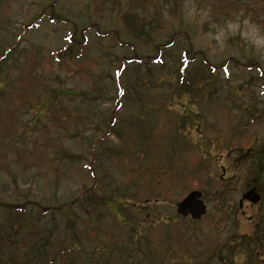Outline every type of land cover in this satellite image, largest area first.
Wrapping results in <instances>:
<instances>
[{
    "label": "rangeland",
    "instance_id": "rangeland-1",
    "mask_svg": "<svg viewBox=\"0 0 264 264\" xmlns=\"http://www.w3.org/2000/svg\"><path fill=\"white\" fill-rule=\"evenodd\" d=\"M128 13L163 27L142 41ZM0 62V264H246L264 247V178L239 207L264 149V0H0ZM195 189L199 221L176 212Z\"/></svg>",
    "mask_w": 264,
    "mask_h": 264
},
{
    "label": "trees",
    "instance_id": "trees-1",
    "mask_svg": "<svg viewBox=\"0 0 264 264\" xmlns=\"http://www.w3.org/2000/svg\"><path fill=\"white\" fill-rule=\"evenodd\" d=\"M170 12H171V15L174 12H176L175 16L178 15V13H179V5H178V3H176L175 6L172 7ZM124 22H125V24L127 26V29L130 31V33H134L136 36H141V40L142 41H149L147 39L150 38V37H153L154 33L157 32L158 28H162L163 27L162 23L164 22V20L163 19H151V20H148L146 18H140L136 14L128 13L124 17ZM155 22L157 24H155ZM156 26H160V27L156 28ZM144 38H147V39H144ZM131 47L134 48V46H131ZM154 49H155V51H157L159 49V44H155L154 45ZM134 50H135V48H134ZM75 54H77V53L74 52L72 47L66 48L64 50H61L57 54L56 61H58V63H62L61 61H63V58L72 57ZM254 64H256V63H254ZM3 65H4V62H0V66H1L0 72L1 73L3 72V68H2ZM186 69H188V66L185 67V68H181V71H185ZM173 80H175V79L173 78ZM169 82H170L171 86H173V84H174L173 82L174 81H170V79H169ZM183 87H185V85L181 86V84H177L175 86V88L174 87H172V88H173V90L178 91L177 88L180 90ZM57 92L58 91H54L52 93L53 98L51 97V99H56L57 98V95H55ZM65 92L68 95H73V97L77 95L76 93H73V91H71V90H67ZM101 94H102V91L100 89L99 90L93 89V91L89 90L87 92H84L81 95L86 99V101L93 102L94 100L98 99L97 97L101 96ZM259 153H260L259 156H257L258 171H259V174H258L257 178L260 180V179H262L264 177V149L262 151H260ZM111 199L113 200L112 196H111V198H109V200L111 201ZM86 200H87L88 203H90L92 205L100 204L102 201L104 203L108 202V200H104V199L100 200L99 198H97L95 196L93 197V194H90V197L87 196ZM255 235L258 238V244H260L261 246H264V233L262 232V230L261 229L260 230L256 229ZM255 248L258 251L257 255L261 256V253H263V251H264V247L255 246ZM250 249H252V248H250ZM249 254H250V250H249Z\"/></svg>",
    "mask_w": 264,
    "mask_h": 264
},
{
    "label": "water",
    "instance_id": "water-1",
    "mask_svg": "<svg viewBox=\"0 0 264 264\" xmlns=\"http://www.w3.org/2000/svg\"><path fill=\"white\" fill-rule=\"evenodd\" d=\"M201 197L202 193L200 191L191 192L186 198L177 203V212L183 217L191 216L192 219H200L206 213L207 209ZM244 198L253 204L259 200L255 189L247 192Z\"/></svg>",
    "mask_w": 264,
    "mask_h": 264
},
{
    "label": "flooded vegetation",
    "instance_id": "flooded-vegetation-1",
    "mask_svg": "<svg viewBox=\"0 0 264 264\" xmlns=\"http://www.w3.org/2000/svg\"><path fill=\"white\" fill-rule=\"evenodd\" d=\"M245 258H246V264H255L257 263V261L260 259L262 260V256H258V255H250V254H247V252H245ZM235 256L227 259L228 261H230L231 259H233ZM225 264H226V260H225Z\"/></svg>",
    "mask_w": 264,
    "mask_h": 264
}]
</instances>
